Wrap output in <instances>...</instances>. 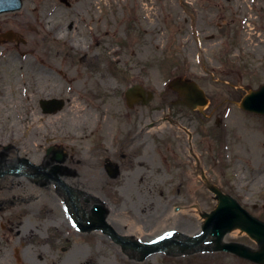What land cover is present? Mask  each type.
Listing matches in <instances>:
<instances>
[{
    "label": "rangeland",
    "instance_id": "rangeland-1",
    "mask_svg": "<svg viewBox=\"0 0 264 264\" xmlns=\"http://www.w3.org/2000/svg\"><path fill=\"white\" fill-rule=\"evenodd\" d=\"M22 1L19 11L0 16L3 28L20 38L0 47V147L12 146L4 158L5 164H15L22 158L36 165L49 162L52 154L45 158L46 149L60 144L66 155L62 167L74 171L78 153H91L94 148L108 146L110 152L97 153L94 171L80 181L69 173L68 177L67 174L62 177L70 182L74 180L69 182L73 188L90 189L91 180L109 185L110 188L92 187L97 190L92 191L96 195L93 197L102 201L109 219L121 201L118 194L122 195L126 200L124 208L137 216L113 218L116 228L111 227L117 232L120 227L116 223L136 220L133 222L143 227L144 232L141 238L132 236L142 242L168 240L169 231L177 235L199 234L204 215L217 205L216 196L207 184L233 197L264 223V116L248 113L238 106L248 91L264 84V50L254 54L242 46L246 26L264 37V0H248L252 26H245L248 13L243 12L240 0H147L156 9L153 26L138 15V0H67L68 7L59 0ZM42 4L56 9L54 18L66 32L64 41L56 42L54 32L17 26L18 18L24 14L33 24L43 22L38 9ZM207 7L211 8L209 12ZM158 34L161 37L155 50ZM78 40H81L79 48L73 44ZM112 49L117 51L112 53ZM118 57L122 59L114 61ZM102 59L112 79L100 83L96 72ZM53 61L60 67L50 71ZM68 69L74 71L73 79L85 71L96 87L77 89L73 79L64 78L67 71L71 72ZM59 70L63 71L62 75ZM175 77L190 79L205 92L208 104L202 113L171 105L178 99L177 93L168 88L169 81ZM48 82L56 87L51 95L43 90ZM133 85L153 95L149 104L127 107L124 91ZM46 97L66 101L62 113L57 115H62L64 121L74 101L92 111L106 106L111 99L116 105L109 106L111 129L106 128L104 135H100L98 128L89 130L74 141L68 127L65 126L66 135H62L61 124L49 119L47 123L38 122L41 125L38 133L29 135L26 128L33 119L28 113L35 100ZM11 130L16 134L9 137L7 133ZM110 133L107 139L106 134ZM128 135H142L141 146L135 147L143 150L144 172L140 177L132 174L135 152L129 150L132 139ZM116 142L117 146L113 147ZM105 160L121 167L118 178L112 180L100 172ZM16 181L41 188L50 185L36 184L24 176L0 180V263L19 264L17 257L21 258L25 250L28 251L25 257L31 263V258H37L33 253L39 248L44 260L38 264H252L223 252L189 256L155 253L145 259L132 253L134 258H129L101 231H79L71 221L68 207L71 226H43L44 205L32 210L14 209L6 203V198L10 184ZM92 206L90 203L83 212L91 215ZM149 206L155 212L160 211V220L172 213L166 222V232L155 235L151 231L152 227L161 225L159 221L142 223V210ZM195 226L198 229L194 230ZM23 229H30V236L17 234ZM125 229L122 227L120 231ZM222 241L240 243L251 250L258 248L247 234L234 236L230 231Z\"/></svg>",
    "mask_w": 264,
    "mask_h": 264
},
{
    "label": "bare ground",
    "instance_id": "bare-ground-1",
    "mask_svg": "<svg viewBox=\"0 0 264 264\" xmlns=\"http://www.w3.org/2000/svg\"><path fill=\"white\" fill-rule=\"evenodd\" d=\"M238 1V0H237ZM93 2H99L98 0H93ZM138 6H137V12L138 15L142 16L143 19L145 20L146 24H149L151 26L152 25V19L154 18V16H156V9L154 7H152V3L147 2V0H138ZM240 3L243 7V12L248 13L247 14V23L246 25H251L250 21L253 19L250 11H251V7L249 6V2L248 0H240ZM38 9L40 10V15L42 16L43 22H41V20H39L37 22V24H33V22L31 21L30 17L27 15H21L19 18V21L17 22V26L19 28H26L27 26H31L32 29L36 30V31H43L45 33H51L54 32V39L56 42L58 41H64V36L65 33L62 30V26L57 24L55 22L56 17L55 16V12L56 9L53 8V6L51 5H46V4H42L41 5V9L38 7ZM210 7H207L206 10H210ZM34 10L37 11V7L34 8ZM252 26V25H251ZM120 27V26H119ZM23 29V28H22ZM119 33H121V28H119L118 30ZM161 37V34H158L156 36V40H155V50H157V43L159 41ZM151 39V38H150ZM76 47H80L81 45V40L75 41L73 43ZM199 45V43H197V46ZM242 46L244 48L247 49H251V52H254V54L256 51L261 52L264 50V37L261 34H258L255 32V29L249 26H246L245 30L243 31V37H242ZM116 49H112L111 52H116ZM118 59H122L121 57L115 58L114 61H118ZM88 60V57H87ZM66 63V62H65ZM62 64V65H65ZM87 63V62H86ZM52 64L54 66L50 67V69L52 68H58L60 67L59 65H57L56 61H53ZM105 61L104 59H102V64L99 66V69L96 72V76L100 79V83L104 82V81H110L112 78L110 77V75L108 74L106 67H105ZM65 69H67V66H65ZM70 70V69H68ZM71 72L66 73V77L67 80H72L73 79V70H70ZM85 72V71H84ZM80 73L77 74L76 76H74L73 82L76 86L77 89H79L81 86H87L89 88H94L96 87L97 84L93 85V82L89 80V75L85 74V73ZM59 73L62 75L63 71L59 70ZM65 77V76H64ZM76 81V82H75ZM69 84L72 83L70 81H68ZM106 85V82H105ZM56 89V87H54L53 84H50V92H53ZM108 104L110 105V107L116 106L115 102L113 100H109ZM61 116V115H60ZM66 121H64L67 124V127L71 130L72 133V137H71L74 141L76 139H79L80 137H82L81 135L83 134L84 130H87L91 127L93 121L95 120L96 116L94 113L88 111L83 105H80L79 103H77L76 101L73 102V105L71 106L70 109H68V114L66 115ZM62 120V118H59L58 116L54 119H52V123H56L57 121ZM65 123H63L65 125ZM106 124V120H104L103 125ZM40 129V126L38 125V121L37 119H34L33 122H31L26 130L27 132H29L28 134L30 135V133H38V130ZM17 132V131H16ZM16 133L14 132V130H11L9 133H7V136H12L15 135ZM18 134V133H17ZM75 137V138H73ZM137 137L133 136L132 137V145L131 148L129 149L131 152H135L133 154V165L131 166V168L133 169L132 174L134 176H138L140 177L142 175V173L144 172V169L142 168L143 166V161L144 158L141 156V154L143 155V150H141L140 148H135V147H140L142 143H137L136 142ZM143 148V147H142ZM140 149V152L138 151ZM100 151H105V152H110L107 148H95L94 151L92 152V154L87 153L86 151H82L81 153H78L79 156L74 159V171H70V175L74 178V179H80L83 178L84 176L88 175L90 172L94 171V163H95V158H96V154L99 153ZM77 154V153H76ZM7 161V160H5ZM11 164V163H10ZM9 164V165H10ZM8 167V164H5V162H2L1 168H6ZM29 170V169H28ZM97 176V175H96ZM95 176L93 175L91 178H94ZM62 181L63 180H67L66 185H69V178H61ZM79 180V181H80ZM74 180H71L70 183H72ZM93 182V184L88 183V186L90 187V189L88 188H84V186H77L76 188H73L76 191L82 192V194L84 195H76L77 196V200L78 203L80 205V207L85 211L86 208L89 207V204H86L84 201V197L85 195H95L93 192L97 190L96 189H92L93 186L97 187L98 189L102 188L101 185L103 184H99L97 182V180H91ZM90 181V182H91ZM96 181V182H95ZM86 182V181H85ZM103 186H107L109 187V185H103ZM4 189L5 186L3 185ZM100 187V188H99ZM104 188V187H103ZM110 188V187H109ZM109 188H106L107 190H109ZM93 191V192H92ZM8 198H6V203H8L10 206H12L14 209H18L20 207H28L29 210H32L35 207L38 206H43V212H44V217L42 219L43 221V226H61V225H67V226H71L69 224V218L68 215L66 213V206H65V202L63 199V196L61 195L60 192H58L54 186L51 184L47 187L41 188L39 186L36 185H28V184H22L20 182H15L14 184H10V188H9V194H8ZM96 196V195H95ZM118 197L120 198V203L119 206H117L116 208H113V214H111L110 219L109 217L106 218V221L109 222L108 224L110 226H114V221L113 222V218L117 219V218H122L127 216V215H131V217H136V213H132L130 210H127L124 208V205L126 204V200L125 198L118 194ZM186 214V213H184ZM142 215H144V219L142 221L143 224L149 225L150 223L156 221V222H161V225H157L155 227L151 228V231L154 232L155 235H160V232L163 231H167L168 230V225L166 224V222L168 221V219L170 218V216L172 215L171 212L168 213L167 216H164V220H160V211H156L154 210L153 207H147V208H143L142 210ZM142 215H138L139 217ZM187 215V214H186ZM132 220V221H131ZM136 220L133 219H127L125 221H118L119 223H116L117 226H119L120 228L117 229L119 230L118 232H120V234L123 235H134L135 237H140L142 233L144 232V228L141 227L139 224H136L135 222ZM174 222V221H173ZM126 228L124 230V232H121L120 229ZM199 226H195L194 230L198 229ZM116 228V227H115ZM185 231V230H183ZM170 232V231H169ZM167 232V235H169L170 233ZM188 232V231H187ZM32 232L30 231V229H26V231L23 229L22 231H19L17 234L21 235V236H30ZM169 233V234H168ZM171 234H177L176 232H172ZM232 235H246L245 232L239 230V229H234L233 231H231ZM96 238L102 240L101 236L98 233L94 234ZM99 236V237H97ZM170 237V236H169ZM167 237V238H169ZM109 246V245H107ZM41 250L42 249H37L34 253H33V257L36 256L37 258H31L32 261L31 263H29V258H26L25 254L28 253L27 250H25V252H23V256L21 258H18L19 264H38V261L44 260L42 254H41ZM17 254V253H16ZM36 254V255H35ZM38 254V255H37ZM3 264V263H0Z\"/></svg>",
    "mask_w": 264,
    "mask_h": 264
},
{
    "label": "water",
    "instance_id": "water-1",
    "mask_svg": "<svg viewBox=\"0 0 264 264\" xmlns=\"http://www.w3.org/2000/svg\"><path fill=\"white\" fill-rule=\"evenodd\" d=\"M20 7V0H0V12L15 10ZM169 87L177 90L179 95L183 98L179 101L180 104L187 106L189 109H201L207 100L204 93L194 83L186 79L175 78L169 83ZM127 96L136 100L141 97V94L136 89H129ZM46 103V102H45ZM239 107L245 111L264 115V85L256 91H249L239 103ZM58 162L62 159L58 158ZM34 167V166H33ZM18 168V169H17ZM20 167H13L10 171H5L3 175L14 173L17 174ZM38 170V167H34ZM58 167L52 169V176L57 180L56 172ZM66 193L71 194L72 191L63 186V183L58 182ZM210 190L217 196V208L206 215L207 220L202 228V233L192 238H184L183 240H168L152 243H139L131 237L118 235L105 222V211L100 206H95L92 210V215L89 219L85 216H80L76 205L73 212V220L82 231H91L101 229L105 234L109 235L111 239L118 244L121 249L127 253L129 252L140 254V259H144L150 254L156 252H165L167 255L193 254L202 251L222 250L234 253L239 257L250 260L255 263L264 264V224L251 217L234 199L222 194L215 188ZM72 201V199H71ZM97 203L95 199H93ZM234 228H240L248 233V235L255 239L260 244L259 251H251L246 247L230 243L221 244L223 236ZM209 236L215 238L214 247L204 246L207 243ZM131 258H134L131 256Z\"/></svg>",
    "mask_w": 264,
    "mask_h": 264
},
{
    "label": "flooded vegetation",
    "instance_id": "flooded-vegetation-1",
    "mask_svg": "<svg viewBox=\"0 0 264 264\" xmlns=\"http://www.w3.org/2000/svg\"><path fill=\"white\" fill-rule=\"evenodd\" d=\"M196 1V0H195ZM3 22L0 20V46H1V43H3V41H4V34H5V31H6V29H4L3 28V24H2ZM8 37H11V35H7ZM84 59L82 58L81 59V61H83ZM49 70L51 71V69L49 68ZM2 76V74L0 73V77ZM65 76V75H64ZM64 78H66L67 79V77L65 76ZM47 84H49V85H47V86H43V90H45V94L47 95H51V94H49V93H51L50 92V83L48 82ZM93 85H94V83H93ZM85 87H87V86H85ZM33 96H34V94H33ZM43 99H52L51 97H46V98H43ZM57 99H60V98H57ZM40 100L41 99H38L37 101L35 100L34 102H33V106H32V108H31V111H29V115L31 116V118L32 119H39V121L40 122H46L47 123V121L50 119V121H52V119H54V118H56L57 117V115L58 114H60V113H62L61 111L64 109H62L61 111H59V112H57V113H55V114H45L44 112H43V110L41 109V107H40ZM36 106H37V108H36ZM65 106V105H64ZM84 106V105H83ZM110 105L107 103L106 104V106H102V107H97V108H92V111L91 110H88V111H90V112H92V113H100L101 115L100 116H98V114H95V116H96V118H95V120L93 121V123H92V125H91V127L89 128V129H87V130H84L83 131V134L82 135H84V133L85 132H87V131H89V130H93V129H99V131H100V135H104L105 134V130H106V128H108V129H111V122L108 120V118L110 117V114H112V111L110 110L111 108L109 107ZM37 110L39 111V114L37 115L36 114V112H37ZM108 113H110V114H108ZM37 117V118H36ZM52 117H54V118H52ZM59 118H62L63 116L61 115V116H58ZM104 120H106V124L105 125H103V122H104ZM114 121H116V120H114ZM63 123H65L64 122V120H63V118H62V120H61V122H56L55 124H61V126H60V131H61V133H62V135H66V133H65V126L67 127V124L65 123V125L63 124ZM68 133V132H67ZM30 135H34V133L32 132V133H30ZM107 135V139L110 137V135H111V133L110 134H106ZM132 136H136L137 137V139H136V142L137 143H141L142 141H141V137H142V135H132ZM105 137V136H104ZM103 137V138H104ZM131 137V135H128V138H130ZM140 138V139H139ZM107 139H105V141H106V143H107ZM131 139H132V137H131ZM139 140V141H138ZM117 144H118V142H116L115 143V145L113 146V147H115V146H117ZM131 146L132 145V143H131V140L129 141V143H128V146ZM50 149H46V152H47V150H50L51 151V149H53L54 151L55 150H61L62 151V149H61V147H60V144H57V146H53V147H49ZM101 148V147H100ZM104 148H107V149H109L108 148V146H105ZM95 149V148H94ZM93 152V151H92ZM92 152L91 153H89V154H92ZM112 155L113 154H115V152L112 150V153H111ZM65 160H66V155H65V158H64V161H63V163L65 162ZM105 163H104V165H103V171H102V169L100 168V172H102V173H105L110 179H112V180H114V179H116V178H118L120 175H121V172H122V169H121V167L119 166V165H117V164H113L112 162H110L109 160H105L104 161ZM64 174H67V171H65V170H63L62 169V171H61V174L60 175H64ZM1 180V179H0ZM104 184H107V183H105V179H102L101 180Z\"/></svg>",
    "mask_w": 264,
    "mask_h": 264
}]
</instances>
